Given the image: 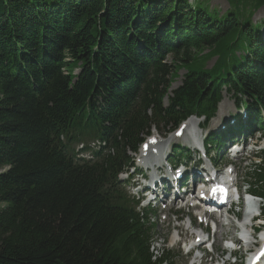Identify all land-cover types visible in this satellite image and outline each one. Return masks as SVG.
Here are the masks:
<instances>
[{"label":"trees","instance_id":"trees-1","mask_svg":"<svg viewBox=\"0 0 264 264\" xmlns=\"http://www.w3.org/2000/svg\"><path fill=\"white\" fill-rule=\"evenodd\" d=\"M227 1L235 9L219 17L204 0H0V264L167 262L153 261L140 218L101 195V171L71 168L49 133L90 97L129 101L147 71L144 111L124 131L131 146L151 128L149 111L165 115L180 69L182 102L214 100L224 84L264 105V40L251 22L264 0Z\"/></svg>","mask_w":264,"mask_h":264},{"label":"rangeland","instance_id":"rangeland-1","mask_svg":"<svg viewBox=\"0 0 264 264\" xmlns=\"http://www.w3.org/2000/svg\"><path fill=\"white\" fill-rule=\"evenodd\" d=\"M188 2V5L193 7V5L195 4V2L197 0H186ZM203 1V0H200ZM204 1H208L207 6L210 7V10H214L217 9V13L219 14V17H224L225 15H227V12L230 9H235V6L233 7V5H230V3L227 0H204ZM153 2V1H151ZM150 3V2H149ZM174 6L177 5L176 0H173ZM254 3H250L249 5H253ZM241 7V6H240ZM242 9V8H241ZM255 9V8H254ZM251 22L253 23V25L255 26V28H257L259 26L260 30L259 33L261 32V29L264 28V7H260L259 10H255L254 11V15H251ZM177 24H174V26H176ZM261 37H264V30H262V32L260 33ZM205 55H209L210 54V50H206L204 52ZM245 54V53H244ZM247 56V54H245ZM172 60V56L169 55V59L168 62H170ZM218 58H213V59H209L207 61V63L205 64V68H203V70L205 72H209V73H213V71L216 69V65ZM73 69H71L70 71H72ZM78 69H76L75 71H77ZM187 69H180L178 71V78H176V84L173 87H177L181 84L183 77L187 74ZM167 235V233L164 231H160V232H156V235L154 236V239H162ZM180 264V263H179Z\"/></svg>","mask_w":264,"mask_h":264}]
</instances>
